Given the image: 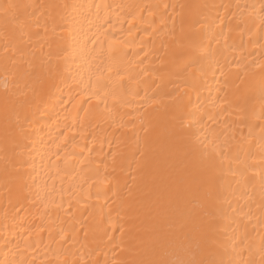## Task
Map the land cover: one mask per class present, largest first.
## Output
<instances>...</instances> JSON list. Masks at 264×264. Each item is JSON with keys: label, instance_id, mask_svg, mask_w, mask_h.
Returning <instances> with one entry per match:
<instances>
[{"label": "bare ground", "instance_id": "bare-ground-1", "mask_svg": "<svg viewBox=\"0 0 264 264\" xmlns=\"http://www.w3.org/2000/svg\"><path fill=\"white\" fill-rule=\"evenodd\" d=\"M0 264H264V0H0Z\"/></svg>", "mask_w": 264, "mask_h": 264}]
</instances>
